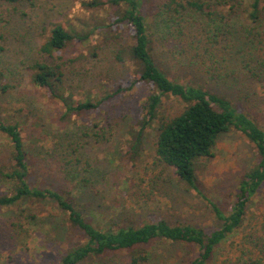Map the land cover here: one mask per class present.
Listing matches in <instances>:
<instances>
[{
  "label": "rangeland",
  "instance_id": "374dc122",
  "mask_svg": "<svg viewBox=\"0 0 264 264\" xmlns=\"http://www.w3.org/2000/svg\"><path fill=\"white\" fill-rule=\"evenodd\" d=\"M160 1L143 0L141 7L158 68L181 83H191L192 80L206 89L226 95L239 111L264 129V85L254 75L261 67L255 58L248 57L244 61L246 38L234 30L238 24L246 22L241 17L231 18L218 25L190 29L191 33L186 30L190 46H179L176 50L171 47L169 51L163 41L164 29L159 25L162 15L157 6ZM93 2L101 4L95 6ZM122 7L111 5L110 0L0 1V71L8 85L7 91L0 93V110L18 116L25 149L33 167L30 178L33 185L52 190L61 187L75 192L77 199L84 203L85 215L93 218L96 224L137 226L154 216L171 224L216 227L206 200L178 185L174 171L156 161L153 154L157 136L155 125L143 138V154L132 160L128 158L126 132L132 131L133 137L138 130L136 117L141 102L151 93L150 88L135 84L116 104L106 100L94 115H81L75 118L77 125L59 129L64 112L61 103L30 83L29 67L46 58L40 52L45 32L51 25L61 24L79 33L95 29L85 45L70 43L54 53L52 59L47 58L49 63L61 66L64 85L76 98H86L90 92L96 102L106 93H112L117 84L127 88L136 78L127 55L122 53L132 45L129 29L123 24L109 33L98 32L95 28L111 24ZM195 20L196 26L203 24L199 17ZM220 26L229 32L222 34L229 35L228 39L233 41L235 48L232 58L229 56L221 63L213 78L206 73L214 63L208 60L209 53L200 49L201 35L205 34V28L213 32ZM199 41V49L194 50ZM92 49L95 56L90 53ZM119 51L123 61L116 58ZM182 109L179 100L165 99L159 116L170 118ZM213 153L212 158L196 163L197 185L201 194L224 209L235 193L240 175L255 163V157L252 145L235 131L220 135ZM9 155L10 143L0 133V162L9 159ZM74 159H81V162L75 163ZM65 167L74 168L76 177L85 178L86 183L79 181L73 186L65 176ZM6 189L7 186L0 184V195ZM29 207L38 213L35 220H25L23 212L32 211ZM3 220L21 227L17 228L20 237L11 241L6 228L0 227V264H55L57 250L67 241L78 238L66 233L63 217L55 212L50 202L38 207L25 202L0 208V221ZM245 226L252 233L264 226V189L249 203ZM246 237L249 239L248 234L241 231L230 236L211 264H224L227 258L235 261L247 252ZM148 250L154 255L155 264H181L180 260L190 255L193 248L155 243ZM127 262L128 253L118 251L83 264Z\"/></svg>",
  "mask_w": 264,
  "mask_h": 264
},
{
  "label": "trees",
  "instance_id": "16d2710c",
  "mask_svg": "<svg viewBox=\"0 0 264 264\" xmlns=\"http://www.w3.org/2000/svg\"><path fill=\"white\" fill-rule=\"evenodd\" d=\"M7 3L31 2L33 0H0ZM143 0H110L111 5L121 7L117 17L107 26H96L98 32L114 31V27L125 25L132 36V45L122 53L132 64L136 78L127 88L120 84L114 86L112 93L93 102L92 95L87 92L86 98H76L66 88L63 72L59 64L49 63L54 53L64 49L68 44L76 42L88 43L94 30L79 33L75 29L65 28L61 24H53L45 32V41L40 47L44 60H37L29 67L30 83L41 89L51 98L57 99L64 112L60 117L63 122L59 129L75 124L81 115H94L105 105V101L116 104L135 84L150 88L151 93L140 104V113L135 125L138 130L132 137V131L126 132L128 141V158H137L143 154V138L154 125L157 136L153 154L156 161L174 171L177 184L186 191L201 196L207 202L209 212L217 223L216 227L192 226L189 224H171L160 217H149L137 226L116 227L100 226L93 218L84 213V203L77 199L75 192L61 187L56 190L39 188L33 185L30 178L33 167L25 149V137L18 116L5 114L0 110V133L10 143L9 159L0 162V184L7 186L6 192L0 195V208H11L21 203L34 205L50 202L55 212L63 217L66 233L78 236L73 242H66L57 250L55 264H83L98 257H104L118 251L128 253L127 264H155L154 255L148 247L155 243L189 246L193 248L190 255L184 256L181 264H211L227 239L238 232L247 233V252L238 256L235 261L224 260V264H264V226L252 233L246 228L247 207L256 195L264 189V129L254 119L239 111L236 104L226 95L204 88L194 83H181L168 77L158 68L153 56V42L145 19L141 12ZM97 6L101 3H92ZM161 17L160 26L165 35L163 41L168 47L176 50L179 46H190L185 31L203 29L204 25H218L231 18H242L245 24H238L235 32L244 34V61L248 57L257 59L261 69L254 75L264 85V0H161L157 6ZM121 12V13H120ZM195 17L203 24L195 25ZM112 27V28H111ZM192 31H191V30ZM202 40L195 43L194 50L200 49L209 53L208 60L214 63L206 73L214 78L215 71L227 57L232 58L235 46L225 28H217L208 32L205 28ZM194 36V34H192ZM200 44V45H199ZM177 52V51H176ZM173 52V53H176ZM95 56L94 49L90 50ZM121 51L116 58L123 61ZM207 57V56H206ZM8 85L4 83L0 71V93H5ZM176 99L182 104V111L170 118L159 116L165 99ZM54 122V120L52 119ZM59 122V123H60ZM93 123H90L92 125ZM132 128V127H130ZM235 131L243 135L252 145L255 163L237 181V188L231 201L223 208L201 194L195 173L196 163L214 156L213 149L220 135ZM80 163L81 159H74ZM72 162V161H71ZM86 166H88L86 164ZM65 176L73 186L79 181L86 183L85 178L78 179L74 168L65 167ZM80 183V182H79ZM80 193V191H76ZM26 213L25 220H35L38 213ZM6 228L9 241L20 237L18 224L0 221V227ZM8 242V241H7ZM14 245L15 244V241ZM7 245V244H6Z\"/></svg>",
  "mask_w": 264,
  "mask_h": 264
}]
</instances>
